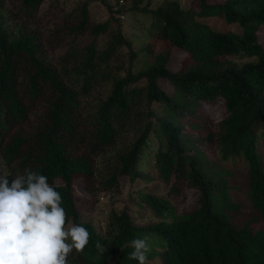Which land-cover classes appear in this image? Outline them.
<instances>
[{"label": "trees", "instance_id": "16d2710c", "mask_svg": "<svg viewBox=\"0 0 264 264\" xmlns=\"http://www.w3.org/2000/svg\"><path fill=\"white\" fill-rule=\"evenodd\" d=\"M46 1L0 0V175L10 185L29 168L61 194L66 223L90 233L69 264H139L129 258L133 239L147 241L146 264H264V229L252 227L264 226V0H192L186 9L165 0L155 10L154 0L143 9L137 0L132 11L152 18L143 48L124 32L125 1L117 14L108 6L109 19L98 24L85 2L44 35L33 26ZM174 51L184 56L176 70ZM216 107L225 118L213 131L207 119ZM215 138L218 160L207 146ZM240 157L250 180L247 207L231 196L230 164ZM122 178L145 183L131 198L137 209L112 211L101 235L81 220L74 182L93 194L119 189ZM156 179L167 196H158V184L146 189ZM190 190L197 200L184 217L172 202ZM143 211L149 220L138 223Z\"/></svg>", "mask_w": 264, "mask_h": 264}, {"label": "rangeland", "instance_id": "374dc122", "mask_svg": "<svg viewBox=\"0 0 264 264\" xmlns=\"http://www.w3.org/2000/svg\"><path fill=\"white\" fill-rule=\"evenodd\" d=\"M125 1V6L120 7V2ZM137 0H47L42 6L39 11V15L36 19V24H34V28L38 29L44 35H48L51 31L60 28L62 25L64 26V22L68 21L71 13L74 11H78L79 8L85 3H89V11H90V20L92 24L104 23L109 19L110 12L108 6L113 7V13L118 11V8L121 9L124 13V17L121 18L122 25L124 26V32L129 40L135 44L138 48L142 46L141 41L143 40V26L148 27L151 23L152 18L148 15L143 13H137L132 11L136 4ZM165 0H154L151 6L152 10H155L158 6H160ZM183 8H189L191 5L192 0H178ZM224 0H209L210 3H220ZM146 4V0L140 5V9ZM117 14V13H116ZM216 28H221L225 30H236V28L230 29L226 27L221 21H214L213 22ZM146 30V28L144 29ZM145 40L144 43H148V39H150L148 31L145 32ZM259 41L264 45V32L259 34ZM102 44V43H101ZM135 47V48H136ZM59 53V52H57ZM52 56V54H51ZM143 52L140 54V58L136 64V70L140 71L143 68ZM184 59L183 54L178 53V51H174L173 58L170 63V67L174 70L178 69L181 65L182 60ZM251 61L250 59H236V62L243 64L245 62ZM161 87L167 85L165 80L160 81ZM169 90V88H167ZM154 109L157 111L159 115H162V108L155 104ZM212 114V118L207 119V125H212L211 130L217 131L219 129L220 123L225 118V114L223 113L224 110L220 108H213L210 110ZM216 139L213 142L207 144V146L212 147L215 151H213V158L218 160V151L216 148ZM259 156L261 159L262 167L264 168V140H260L259 148H258ZM212 154V153H211ZM235 160L233 163L230 164L231 170L234 173V177L230 179L232 186L236 189L231 194L232 199L235 203L240 204L244 207L251 205V197H250V180L248 177V169L246 163L243 161L245 160L243 157L240 158H232ZM2 163L1 156H0V164ZM248 164V163H247ZM152 169V167H151ZM2 172L0 168V173ZM143 179L150 175V171L147 167H142ZM149 178L147 177L146 180ZM159 180V179H158ZM157 179L154 180L152 183H146V189L148 186L152 184H158V196H167L168 189L165 188L164 185L160 184ZM76 187L75 189V200L78 207V210L81 215V220L84 222H91L94 227L96 228L97 232L101 235H105L109 231L108 227V220L109 215L114 210H122L124 207H129L131 210L135 211L137 206H135L131 202L133 200H137L136 194L137 189L140 186V191L143 190V186L145 183L143 182H136L133 183L127 178L121 179V185L117 190H110L106 192H102L100 189L93 194H89L86 190H82L86 186L83 180H76L74 182ZM172 199L173 196L168 197ZM196 195L194 192L188 191L185 193L184 197L179 201L172 202V206L175 209V212L179 215L186 214L184 217H188L190 214V210L194 207L196 203ZM190 211V212H189ZM145 214L144 219L138 218V223H146L149 219L146 215V212L143 211ZM139 217L142 215L139 213ZM153 221L157 220L152 218ZM245 220V216L239 214L237 215L235 222L237 224H242ZM263 224L260 225H253L254 229L263 228ZM157 257V256H156ZM159 257V256H158ZM156 258L158 262H160L159 258Z\"/></svg>", "mask_w": 264, "mask_h": 264}, {"label": "clouds", "instance_id": "9594fccd", "mask_svg": "<svg viewBox=\"0 0 264 264\" xmlns=\"http://www.w3.org/2000/svg\"><path fill=\"white\" fill-rule=\"evenodd\" d=\"M7 177L0 175V264H69L88 245V229L66 223L62 196L46 175L25 168L10 185ZM131 247L129 258L146 264L147 241L133 239Z\"/></svg>", "mask_w": 264, "mask_h": 264}]
</instances>
